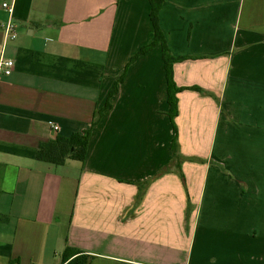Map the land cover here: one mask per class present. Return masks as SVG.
Returning <instances> with one entry per match:
<instances>
[{"label": "crops", "instance_id": "1", "mask_svg": "<svg viewBox=\"0 0 264 264\" xmlns=\"http://www.w3.org/2000/svg\"><path fill=\"white\" fill-rule=\"evenodd\" d=\"M150 14L148 0H0V264H63L68 247L92 264H264V0H164L166 44L190 58L173 67L184 180L161 46L127 70L85 161L38 159L91 129L153 42Z\"/></svg>", "mask_w": 264, "mask_h": 264}, {"label": "trees", "instance_id": "2", "mask_svg": "<svg viewBox=\"0 0 264 264\" xmlns=\"http://www.w3.org/2000/svg\"><path fill=\"white\" fill-rule=\"evenodd\" d=\"M151 4V21L154 27L155 37L151 44L142 47L137 54L130 60L126 67L125 74L119 79L118 83L113 88L110 98L106 106L97 110L94 114L91 129L82 133H75L70 137L57 136L54 140L46 143H41L38 151V159L53 163L56 165L63 164L67 159L85 161L91 138L92 129L99 124L104 113L111 109L110 99L118 93V84L124 81L127 70L129 67L141 56L153 51L156 47L161 46L163 52V59L165 62V68L167 73V90H168V102L170 106L169 117L172 124L175 127L176 135L171 145L173 157L176 161V165L179 168L180 175L184 180V176L181 171V157L179 155V144H178V129L175 123V119L178 117V94L184 90V88L178 87L174 81V64L190 59L189 57H174L169 47L166 44L165 35L161 29L159 16L164 5V0H148ZM198 90L197 88H193ZM93 257L83 252H74L70 248H66L63 253V264H92Z\"/></svg>", "mask_w": 264, "mask_h": 264}, {"label": "built area", "instance_id": "3", "mask_svg": "<svg viewBox=\"0 0 264 264\" xmlns=\"http://www.w3.org/2000/svg\"><path fill=\"white\" fill-rule=\"evenodd\" d=\"M3 8L7 9L10 12L9 20L3 25V29L6 33V37L9 40H14L17 38V26L13 22L12 12L13 6L8 3L3 4ZM15 67V61L13 59H5L1 62V71L9 76L13 72ZM55 129H58L57 127Z\"/></svg>", "mask_w": 264, "mask_h": 264}]
</instances>
